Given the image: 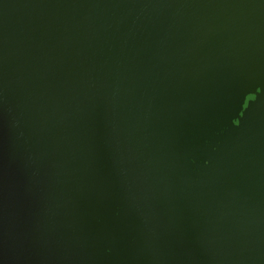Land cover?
Masks as SVG:
<instances>
[{
    "label": "water",
    "instance_id": "obj_1",
    "mask_svg": "<svg viewBox=\"0 0 264 264\" xmlns=\"http://www.w3.org/2000/svg\"><path fill=\"white\" fill-rule=\"evenodd\" d=\"M0 264H264V0H0Z\"/></svg>",
    "mask_w": 264,
    "mask_h": 264
}]
</instances>
